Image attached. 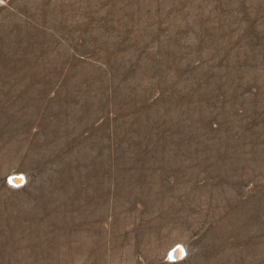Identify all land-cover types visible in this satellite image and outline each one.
I'll return each mask as SVG.
<instances>
[{
  "label": "rangeland",
  "instance_id": "rangeland-1",
  "mask_svg": "<svg viewBox=\"0 0 264 264\" xmlns=\"http://www.w3.org/2000/svg\"><path fill=\"white\" fill-rule=\"evenodd\" d=\"M0 264H264V0H0Z\"/></svg>",
  "mask_w": 264,
  "mask_h": 264
},
{
  "label": "bare ground",
  "instance_id": "bare-ground-1",
  "mask_svg": "<svg viewBox=\"0 0 264 264\" xmlns=\"http://www.w3.org/2000/svg\"><path fill=\"white\" fill-rule=\"evenodd\" d=\"M13 180H15V183H17V184H19L21 182L20 178H16L15 177ZM182 253H183V250H181V249L177 250L176 253H175V257L176 258L180 257L182 255Z\"/></svg>",
  "mask_w": 264,
  "mask_h": 264
},
{
  "label": "water",
  "instance_id": "water-1",
  "mask_svg": "<svg viewBox=\"0 0 264 264\" xmlns=\"http://www.w3.org/2000/svg\"><path fill=\"white\" fill-rule=\"evenodd\" d=\"M176 253V252H175ZM175 253H173L175 255ZM175 257V256H174Z\"/></svg>",
  "mask_w": 264,
  "mask_h": 264
},
{
  "label": "built area",
  "instance_id": "built-area-1",
  "mask_svg": "<svg viewBox=\"0 0 264 264\" xmlns=\"http://www.w3.org/2000/svg\"><path fill=\"white\" fill-rule=\"evenodd\" d=\"M15 181V180H14Z\"/></svg>",
  "mask_w": 264,
  "mask_h": 264
}]
</instances>
